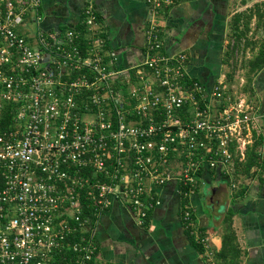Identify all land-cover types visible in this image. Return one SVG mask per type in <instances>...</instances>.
Segmentation results:
<instances>
[{
	"label": "built area",
	"instance_id": "1",
	"mask_svg": "<svg viewBox=\"0 0 264 264\" xmlns=\"http://www.w3.org/2000/svg\"><path fill=\"white\" fill-rule=\"evenodd\" d=\"M148 1L144 57L129 72L107 57L92 4L84 29L61 34L30 27L41 0H0V99L16 106L0 133V264H114L95 240L113 198L142 224L149 184L177 179L190 193L203 163L243 157L253 102L222 78L209 86L191 76L184 52L164 51L159 12L174 0ZM193 215L185 204V226L211 257Z\"/></svg>",
	"mask_w": 264,
	"mask_h": 264
},
{
	"label": "crops",
	"instance_id": "2",
	"mask_svg": "<svg viewBox=\"0 0 264 264\" xmlns=\"http://www.w3.org/2000/svg\"><path fill=\"white\" fill-rule=\"evenodd\" d=\"M86 4L98 16L107 57L133 72L144 57L148 0H41L40 19L31 20L30 27L62 34L69 24H79ZM159 22L164 51L184 52L188 73L209 86L225 75V66H232L234 31L244 46L249 44L245 69L264 48V0H174L160 10ZM251 71V91L243 92L255 106L257 160L235 173L229 164L213 168L203 163L196 187L187 193L195 225L208 235L213 249L221 246L223 220L231 211L241 249L238 264H264V62ZM240 183L244 189L238 193ZM181 184L171 179L148 185L152 205L142 224L127 202L113 198L96 224L98 256L114 264H214L212 254L207 256L206 248L200 250L189 236L182 219Z\"/></svg>",
	"mask_w": 264,
	"mask_h": 264
},
{
	"label": "trees",
	"instance_id": "3",
	"mask_svg": "<svg viewBox=\"0 0 264 264\" xmlns=\"http://www.w3.org/2000/svg\"><path fill=\"white\" fill-rule=\"evenodd\" d=\"M98 18V17H97ZM237 25V24H235ZM79 28L84 29L85 25L80 21L79 24H77ZM104 36L103 31L100 33ZM82 43H85L83 39L80 40L81 46H84ZM82 49H85L84 47ZM256 57H253L250 60V67L247 69L252 74V69L259 68L263 62H264V48H260L258 50V53L256 54ZM231 72H228V75L230 76ZM249 73V74H250ZM233 78V77H232ZM231 78L229 77V80ZM250 79L251 76H248L247 81L245 82V92L250 88ZM228 80V81H229ZM227 82V81H226ZM231 82V81H229ZM249 82V86H248ZM228 83V82H227ZM229 84V83H228ZM231 92V90H230ZM250 94V93H249ZM248 99H250L248 97ZM251 100V99H250ZM252 101V100H251ZM16 115V106L14 103L3 101L0 99V133L3 132V130L11 127L13 125V119ZM259 136H253V139L250 143H248L244 149V155L242 158H240L239 154H235L234 156V164H233V172H237L240 170V166L244 165L246 169L248 170L249 166L254 163L257 160L258 157V151L257 147L260 143ZM245 160L244 163L242 161ZM200 174V171L198 172ZM244 189V186L242 183H240L236 191L239 193ZM188 186L181 184V191H182V207L181 211L183 213L184 205L188 203V195H187ZM193 218L195 219V216L193 215ZM223 231L221 234V246L219 249H213L212 257L213 261L216 264H238L239 260L241 259V249L239 248L238 242H237V235L235 228L233 226L232 218H231V211L228 212V214L225 216L223 220ZM201 230V228H199ZM189 236L193 243L200 249L203 250L202 243H200L195 236L189 232ZM56 264H66L63 260L59 259L57 260Z\"/></svg>",
	"mask_w": 264,
	"mask_h": 264
},
{
	"label": "rangeland",
	"instance_id": "4",
	"mask_svg": "<svg viewBox=\"0 0 264 264\" xmlns=\"http://www.w3.org/2000/svg\"><path fill=\"white\" fill-rule=\"evenodd\" d=\"M238 30H240V29H238ZM237 33H238V31L237 32L234 31V34L231 35L232 37L235 35V40L233 39L235 44L232 47L231 62H229V64L231 63L232 66L230 65V67H228V68H227V66H225V70H226L224 73L225 75L220 77V80L222 78V80L227 81L229 83L228 89H229V91L231 90V93L233 95H235V94L238 95L240 91H245L244 90L245 85H246L245 82L247 81L248 76L252 77V74L250 73V71L247 70L248 68L245 69V64H246L245 61L250 59V56H251L250 51H248L249 48H247V46L249 44H247L245 42V46H244L241 42V39L239 38L240 36H236ZM243 42H244V40H243ZM222 69L224 70V66ZM228 72H231L230 76L228 75ZM229 77L231 78L230 80H229ZM228 80L231 82H229ZM248 86H249V82H248ZM247 91L248 92L251 91V87L248 88ZM199 189L202 190V188H199Z\"/></svg>",
	"mask_w": 264,
	"mask_h": 264
}]
</instances>
